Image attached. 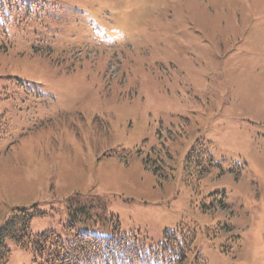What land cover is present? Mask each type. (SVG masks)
Listing matches in <instances>:
<instances>
[{
  "label": "rangeland",
  "instance_id": "374dc122",
  "mask_svg": "<svg viewBox=\"0 0 264 264\" xmlns=\"http://www.w3.org/2000/svg\"><path fill=\"white\" fill-rule=\"evenodd\" d=\"M32 1L0 53V226L25 208L67 245L73 215L113 218L147 249L193 232L201 264H264V0Z\"/></svg>",
  "mask_w": 264,
  "mask_h": 264
},
{
  "label": "trees",
  "instance_id": "16d2710c",
  "mask_svg": "<svg viewBox=\"0 0 264 264\" xmlns=\"http://www.w3.org/2000/svg\"><path fill=\"white\" fill-rule=\"evenodd\" d=\"M34 4L32 0H0V34L6 32V30H12L15 38L19 37L26 29L27 22L31 19L29 8L35 7ZM2 51L6 52L3 49ZM8 130L9 127L5 120L0 119V141ZM77 211L80 214L82 213V209ZM32 216L22 209H16L0 226V264H6L10 255L7 242H12L30 251L33 258L39 259L37 264H86V262L90 264L92 261L99 260V257L101 264H174L173 260L177 257H180V261L184 263L187 260L188 251H191L194 261L198 260L196 254H194L195 248L192 247L195 238L193 232L188 234V242L190 243L185 248V253L183 251L185 246L183 240L179 243L176 242L175 245L171 242L170 244L174 246L168 250L164 249L166 245L161 244L157 246L158 250L154 253H145V249L141 246L138 250H134L131 245V242L136 241L131 237L134 234H123L121 236V232H115L118 236L107 239L90 235L79 237L78 241L84 242V245L79 247L78 250L72 248L70 244L67 247L58 244L54 248V241L51 239L52 235L50 233H32L30 226ZM76 218L77 216L73 215L72 220L68 219L65 227L69 232L77 231ZM84 225L85 222H82V227ZM52 238H55V236L53 235ZM130 253L134 256L131 263L129 260L125 262L121 260L122 255L127 257Z\"/></svg>",
  "mask_w": 264,
  "mask_h": 264
}]
</instances>
